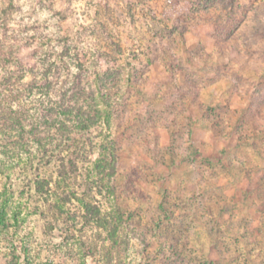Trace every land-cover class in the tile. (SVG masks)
Here are the masks:
<instances>
[{
  "label": "rangeland",
  "instance_id": "rangeland-1",
  "mask_svg": "<svg viewBox=\"0 0 264 264\" xmlns=\"http://www.w3.org/2000/svg\"><path fill=\"white\" fill-rule=\"evenodd\" d=\"M173 1L0 0V41L19 48L24 66L36 61L41 73L66 36L124 67L114 200L87 196L124 212L118 244L80 230L76 200L59 212L18 180L0 204L28 264H264V0ZM54 165L40 170L50 188L81 197L86 164L67 187L56 186ZM72 236L104 260L84 258ZM13 257L0 234V264H19Z\"/></svg>",
  "mask_w": 264,
  "mask_h": 264
},
{
  "label": "trees",
  "instance_id": "trees-1",
  "mask_svg": "<svg viewBox=\"0 0 264 264\" xmlns=\"http://www.w3.org/2000/svg\"><path fill=\"white\" fill-rule=\"evenodd\" d=\"M187 2L198 6L208 0ZM8 12L5 9L2 12L4 26ZM62 42V51L52 53L54 60L38 73L36 61L29 67L24 66L17 58L19 48L0 41V196L5 198V203L11 194L10 189L19 180L24 184L26 181L24 187L32 186L34 193L43 196L46 202L53 200L51 207L59 212L63 211L65 202L74 199L81 212L76 222L80 223V230L86 227L103 230L108 245L115 247L124 212L117 203L112 214L104 212L87 196L96 190L95 193L102 198L114 200L120 144L116 129L123 123L120 111L122 94L115 88L124 67L108 51L100 55L106 59L99 66L101 57L92 58L69 42L66 36ZM48 54L50 52L44 53L47 57ZM65 57L74 58L75 72L60 81L61 70L66 67ZM28 73L33 77L26 81ZM78 162L86 164L85 189L81 197L75 191L71 197L69 194L60 197L50 188L51 181L40 175L42 167L54 163L56 186L67 187L75 179ZM2 205L0 234H5L11 244L16 263L28 264V248L16 239L15 234L8 232L10 227ZM160 207L164 209L162 205ZM71 240L81 247L84 258H91L95 263L104 260L103 257L95 261L94 248L87 247L82 239L72 236Z\"/></svg>",
  "mask_w": 264,
  "mask_h": 264
}]
</instances>
